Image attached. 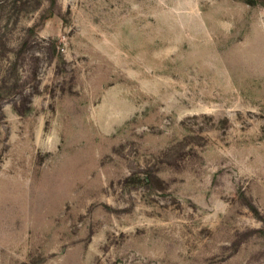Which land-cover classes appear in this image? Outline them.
I'll return each mask as SVG.
<instances>
[{"label": "rangeland", "instance_id": "rangeland-1", "mask_svg": "<svg viewBox=\"0 0 264 264\" xmlns=\"http://www.w3.org/2000/svg\"><path fill=\"white\" fill-rule=\"evenodd\" d=\"M0 264H264V0H0Z\"/></svg>", "mask_w": 264, "mask_h": 264}]
</instances>
